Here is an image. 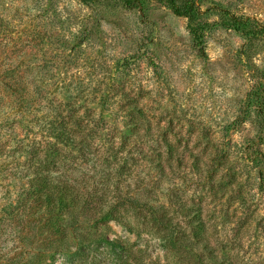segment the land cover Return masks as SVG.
I'll return each mask as SVG.
<instances>
[{
  "label": "rangeland",
  "instance_id": "1",
  "mask_svg": "<svg viewBox=\"0 0 264 264\" xmlns=\"http://www.w3.org/2000/svg\"><path fill=\"white\" fill-rule=\"evenodd\" d=\"M194 1L211 25L226 12L264 27V0ZM148 8L0 0V216L28 150H49L57 181L71 165L88 197L150 203L164 225L108 224L139 264H264V35L212 27L197 42L186 18ZM61 115L69 146L51 138Z\"/></svg>",
  "mask_w": 264,
  "mask_h": 264
},
{
  "label": "trees",
  "instance_id": "2",
  "mask_svg": "<svg viewBox=\"0 0 264 264\" xmlns=\"http://www.w3.org/2000/svg\"><path fill=\"white\" fill-rule=\"evenodd\" d=\"M96 1L98 0H81L85 4ZM119 1L126 6L144 10H148L153 4L158 5L178 17L186 18L190 32L197 42L212 27L232 29L246 37L264 35V27L226 12H218L219 21L211 25L203 21L199 6L194 0ZM20 91L17 88L14 92ZM26 100L21 118L36 117L33 106ZM61 117L57 125L50 122V131L54 133L51 138L63 140L69 146L76 127L71 123L73 117L68 122L64 115ZM47 151L46 154V150H28L29 162L27 169H24L25 175L20 172L19 165L15 169L16 175L28 180L18 200L10 199L9 193L8 202L1 212L0 264H54L58 257L63 258L62 264H139L140 250H134L133 245L120 240H111L108 224L116 222L124 227H132L133 222L127 218L128 214H132L134 223L142 217L143 224H150L152 228L159 221L164 225L159 216L150 212V203H137L128 196L124 199L129 200L119 199L114 203L104 201L101 194L96 198L86 196L89 187L87 182L90 181L88 176L83 173L82 181L79 184L74 182L70 177V165L64 170L61 181H57L53 175L55 170L50 167L55 158L62 154ZM80 153L82 156L86 155L83 151ZM52 156V162L48 165V158ZM164 238H168L167 234ZM9 242L12 243L11 248L5 249L4 245ZM169 243L178 249L182 247L180 238H171Z\"/></svg>",
  "mask_w": 264,
  "mask_h": 264
}]
</instances>
